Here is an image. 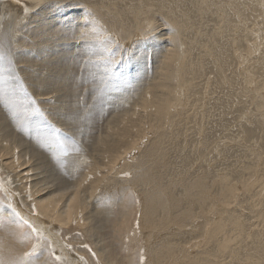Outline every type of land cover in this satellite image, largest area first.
I'll list each match as a JSON object with an SVG mask.
<instances>
[{
  "label": "rangeland",
  "instance_id": "1",
  "mask_svg": "<svg viewBox=\"0 0 264 264\" xmlns=\"http://www.w3.org/2000/svg\"><path fill=\"white\" fill-rule=\"evenodd\" d=\"M17 17L0 14V264H264V0H44ZM118 128L139 144L111 172ZM23 183L64 205L81 184L76 218L38 238L11 211L31 208Z\"/></svg>",
  "mask_w": 264,
  "mask_h": 264
},
{
  "label": "bare ground",
  "instance_id": "2",
  "mask_svg": "<svg viewBox=\"0 0 264 264\" xmlns=\"http://www.w3.org/2000/svg\"><path fill=\"white\" fill-rule=\"evenodd\" d=\"M42 1H44V0H24V1H22V0H0V6H3V9L2 10H0V14H2V13H7V15L10 17V19H11V24H10V26H14L15 24H16V19L18 18L17 16H18V14H23V13H28L31 9H33V8H35V7H38L39 6V3L41 2L42 3ZM263 1V0H262ZM8 2L10 3V4H8ZM137 19V18H136ZM91 23L92 22H94L95 20L92 18V17H89V19H88ZM13 28H15V27H13ZM14 35V34H13ZM12 35V36H13ZM125 35V34H124ZM256 35V34H255ZM251 46V45H250ZM255 46H251V48H254ZM3 62V61H2ZM165 63V62H164ZM15 73V72H14ZM170 76V74L168 75V77ZM162 87V86H161ZM150 91L151 90H149L147 93H149L150 94ZM149 94H148V96L147 97H145L143 100H142V107H153V104L155 103V102H153V100H149ZM154 98V97H153ZM157 98V97H156ZM156 98H155V100H156ZM163 102H167V99H163L162 100ZM165 102V103H166ZM158 103V102H157ZM158 104H160V102L158 103ZM156 107V106H155ZM167 107L168 106H164V105H160V108H159V111H158V109H156L158 112H160L161 110H163V111H165V112H163V113H161L160 114V118H161V116H164L166 113H167ZM132 114V113H131ZM134 115V114H133ZM156 115V114H155ZM138 116H140V115H138ZM157 116V115H156ZM132 117V116H131ZM118 118H120V117H118ZM158 118V117H157ZM121 119V118H120ZM116 122H118V121H116ZM125 122V121H124ZM131 122V121H130ZM129 122V123H130ZM135 122V121H134ZM115 123V122H114ZM128 123V125H130ZM119 124V123H118ZM116 125V124H115ZM133 126V125H132ZM120 127V126H119ZM129 127V126H128ZM139 127V126H138ZM121 128V127H120ZM120 128H118V130H116L117 132H118V134H117V137H116V142L114 143V144H112V143H110V144H112L111 145V147H109L110 148V152H112V153H114L115 154V152L117 151V154L119 153H123L122 155L123 156H126L128 153H130L129 152V148H135V146H136V143H137V140L139 139V136L138 135H140V130L138 131V130H136V135H135V138H134V140H130V139H128V137L130 138V134L128 133V132H125V133H121V131H119L120 130ZM137 128V127H136ZM123 129V128H122ZM124 130H126V129H124ZM142 130V129H141ZM120 133V134H119ZM114 135H115V133H114ZM112 137H113V134H112ZM132 137V136H131ZM105 139H107V138H105ZM114 139V138H113ZM109 141H110V139H108ZM1 141V140H0ZM125 142H128L129 143V147L128 148H125V149H123V151L122 152H118V150H119V146L122 144V143H125ZM137 144H139V143H137ZM106 145V144H105ZM107 146H110V145H106V148H107ZM108 149V148H107ZM122 149V148H121ZM17 151V150H16ZM16 151L14 150V154L15 155H13L14 156V158H13V161H12V166L15 168V169H17V168H21L22 167V163H21V155L19 156L18 155V151H17V153H16ZM36 151V150H35ZM2 153V152H1ZM0 153V154H1ZM110 154V153H109ZM117 155V156H115V158L113 157V162H111L110 163V165L108 166L107 165V167H106V170H109V171H111V172H113L114 170H115V168H117V163L119 164V160H121L122 158H120V157H123V156H121V154L120 155ZM4 156L6 155L5 154V152H4V154H3ZM116 155V154H115ZM10 156V155H9ZM4 157L1 155V159H3ZM109 159H111L110 157H109ZM108 159V160H109ZM127 159V158H126ZM125 159V160H126ZM110 161V160H109ZM108 162V161H107ZM120 165V164H119ZM58 169H59V167H58ZM119 170V169H118ZM18 171V170H17ZM22 172V171H21ZM116 172V171H115ZM93 173V172H92ZM98 173V172H97ZM110 174V173H109ZM22 176H25V175H22ZM27 176H29V174H27ZM26 177V176H25ZM106 177V176H105ZM27 178V177H26ZM103 178V177H102ZM28 180V179H27ZM141 180V179H140ZM1 178H0V189H2L4 192H5V188H4V184H2L1 183ZM263 181V180H262ZM39 183V182H38ZM80 183H81V181H80ZM77 186L75 187V189H74V194H72V197H71V199L67 202H65V205H64V202L62 203V201H63V196H62V194H63V192L61 191V190H54V192H52V193H50L51 191L50 190H48V188H41V187H39V185L38 184H29V183H27V184H24L23 183V186L25 187V188H27V191H25L26 193H27V199H26V201H30L31 203H30V206H31V208L29 209V212H28V210L26 209V210H24V208H22L21 207V205L20 204H17V205H14L13 206V203H14V199L15 198H11V201L13 202V203H11L12 204V206H11V208H12V212L14 213V215L16 216V218L18 219V218H21L22 219V223L23 224H25V225H28L31 229H33L34 231H36V234H37V236H38V238H40L41 239V237H42V235L43 234H45V233H43L42 231H43V226H45L46 228L47 227H50V229H52V226H46L44 223H46V222H42V221H46L47 219L48 220H50L51 222L53 221V222H59L58 224H60L59 226H60V228L63 226V225H66V224H68V223H70L72 220H74L75 218H76V215H77V212L76 211H78V208L82 205V201L80 200V201H78V199L80 198L79 196H80V187H81V184H76ZM63 186V185H62ZM43 187V186H42ZM67 187V186H66ZM65 187V188H66ZM74 187V186H73ZM60 188V187H59ZM58 188V189H59ZM72 188V187H71ZM54 189V188H53ZM60 189H62V188H60ZM70 189V188H69ZM195 189V190H194ZM202 184L200 183V182H198V183H196L195 185H194V188H192V190H193V192L192 193H194V192H196V191H202ZM191 190V191H192ZM224 192L225 193H228V194H233V192H232V190H228V188L227 187H224ZM154 191V190H153ZM158 191V190H157ZM157 191H156V193H157ZM199 191V192H200ZM155 192V191H154ZM153 192V193H154ZM198 192V193H199ZM50 193V194H49ZM192 193L190 194V198H191V200L193 201V202H196V203H199V204H203L204 203V201H202V200H205V198H204V196H199L200 194H196L195 196H192L191 197V195H192ZM49 194V195H48ZM39 196V198L38 199H36L37 197ZM159 196V195H158ZM36 197V198H35ZM161 197V196H160ZM59 198V199H58ZM57 199H58V201H57ZM165 199H167V198H165ZM14 200V201H13ZM169 201V200H168ZM200 201H202V202H200ZM18 201L16 200V202L15 203H17ZM156 203V204H155ZM168 203V202H167ZM172 205H174L175 204V202L174 201H172ZM164 202L162 201H158V199H157V197L155 198V196H149V197H146V199L144 200V213L146 214V216H147V220L150 222V220L153 222V220H154V218H155V210L157 209L156 208V206L158 207V212L159 211H165L166 209H164ZM169 205V204H168ZM168 207V206H167ZM34 209V210H33ZM34 212H36V214L34 213ZM188 217V215L187 214H185L184 216H183V218H187ZM44 219H46V220H44ZM19 221H21L20 219H19ZM18 222V221H17ZM153 224V223H152ZM226 226V225H225ZM218 229H219V227L217 226L214 230H213V232H212V234H216L217 232H218ZM141 230V229H140ZM32 231V230H31ZM49 231V230H48ZM46 232V231H45ZM50 233L52 232L51 230L49 231ZM47 233V232H46ZM48 234V233H47ZM47 234H45V235H47ZM138 234V233H137ZM49 235V234H48ZM133 235H136V234H133ZM132 235V236H133ZM36 236V237H37ZM44 236V235H43ZM50 236V235H49ZM55 236V235H54ZM45 237V236H44ZM44 237H43V239H44ZM37 238V239H38ZM57 238H58V236H57ZM46 239H48V238H46ZM45 240V239H44ZM52 240V239H51ZM42 241L43 240H41V242L39 241H36L37 243H35L37 246H36V248H32V249H30L29 251L30 252H27V255H28V253L30 254V253H32V252H34V251H36V250H38L40 247L39 246H41V244H42ZM53 242V241H52ZM54 243H56V242H54ZM58 245V244H57ZM39 247V248H38ZM61 250V249H60ZM100 251V250H99ZM62 252V251H61ZM167 253H170V252H167ZM6 254V253H5ZM161 254H162V252H157V258H156V261L161 257ZM9 255V254H8ZM36 255V254H35ZM100 255H102V252L100 253ZM170 255V254H169ZM5 256H7V255H5ZM12 256V255H11ZM29 256V255H28ZM5 258V257H4ZM17 258V257H16ZM76 258V257H75ZM9 259V258H8ZM173 259H175L174 257L170 260V262H172L173 261ZM6 260V259H5ZM13 260H14V262L16 261L15 260V258L13 257ZM76 260V263L78 264V262L80 263L81 262V260H82V257L80 258V259H75ZM10 261V260H9ZM13 262V261H12ZM17 262V261H16ZM9 264H11V263H9Z\"/></svg>",
  "mask_w": 264,
  "mask_h": 264
},
{
  "label": "snow or ice",
  "instance_id": "3",
  "mask_svg": "<svg viewBox=\"0 0 264 264\" xmlns=\"http://www.w3.org/2000/svg\"><path fill=\"white\" fill-rule=\"evenodd\" d=\"M56 259H59V257H56Z\"/></svg>",
  "mask_w": 264,
  "mask_h": 264
}]
</instances>
